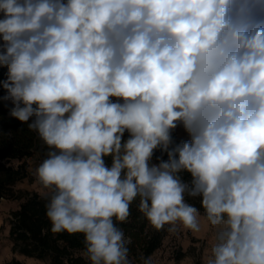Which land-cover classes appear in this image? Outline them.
Listing matches in <instances>:
<instances>
[{"label": "clouds", "instance_id": "9594fccd", "mask_svg": "<svg viewBox=\"0 0 264 264\" xmlns=\"http://www.w3.org/2000/svg\"><path fill=\"white\" fill-rule=\"evenodd\" d=\"M0 67L50 149V231L89 264H132L137 200L157 231L215 229L205 264H264V0H0Z\"/></svg>", "mask_w": 264, "mask_h": 264}, {"label": "trees", "instance_id": "16d2710c", "mask_svg": "<svg viewBox=\"0 0 264 264\" xmlns=\"http://www.w3.org/2000/svg\"><path fill=\"white\" fill-rule=\"evenodd\" d=\"M7 68L0 67V81L7 79ZM0 95H4L0 89ZM10 103H0V200L22 199L17 210L13 211L9 238L13 244V252L19 255L46 261L48 264H89L82 256L84 250L83 235H69L67 233L53 234L51 224L46 217L48 200L37 192L14 191V186L29 175L27 160L33 156L46 158L49 148L39 139L37 134L29 130L27 124L9 116ZM173 141L176 144L190 139L178 137L173 130ZM127 138V133L125 134ZM156 151V157L161 156ZM167 159L166 154L163 156ZM13 161H18L15 166ZM110 163V158L108 160ZM185 180L190 179L187 173L182 174ZM189 203L199 207V197L190 199ZM139 201L131 205V216L128 222L119 225L123 228L125 238L129 242V257L140 259L149 258L161 247L164 233L157 231L138 211ZM6 264H26L22 260L13 258Z\"/></svg>", "mask_w": 264, "mask_h": 264}, {"label": "rangeland", "instance_id": "374dc122", "mask_svg": "<svg viewBox=\"0 0 264 264\" xmlns=\"http://www.w3.org/2000/svg\"><path fill=\"white\" fill-rule=\"evenodd\" d=\"M115 101V98H113ZM178 137L188 138L189 134L178 125L174 130ZM39 158L33 156L27 160L28 177L14 186L16 193L21 192H37L41 195L39 185L36 182L35 169L38 167ZM17 166L18 161H13ZM22 199L0 200V264H6L13 258L22 260L26 264H48L35 258H29L13 252V244L9 238L11 228V218L13 211L20 206ZM170 225H165L162 230L164 237L161 247L157 249L151 258V264H205L206 257L210 254L211 246L214 243L216 230H207L199 234H194L182 228L177 224V231L169 232ZM132 264H141L140 259L133 256L129 257Z\"/></svg>", "mask_w": 264, "mask_h": 264}, {"label": "built area", "instance_id": "2783aa9c", "mask_svg": "<svg viewBox=\"0 0 264 264\" xmlns=\"http://www.w3.org/2000/svg\"><path fill=\"white\" fill-rule=\"evenodd\" d=\"M45 158H39V162H42Z\"/></svg>", "mask_w": 264, "mask_h": 264}]
</instances>
